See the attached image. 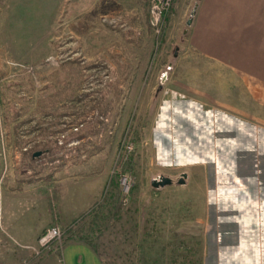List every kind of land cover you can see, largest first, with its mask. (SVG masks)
<instances>
[{
	"label": "rangeland",
	"instance_id": "rangeland-1",
	"mask_svg": "<svg viewBox=\"0 0 264 264\" xmlns=\"http://www.w3.org/2000/svg\"><path fill=\"white\" fill-rule=\"evenodd\" d=\"M152 2L0 0V264H40L35 229L59 226L60 248L82 213L105 264L198 263V178L158 162L154 128L199 0H174L161 31ZM164 174L174 185L154 186Z\"/></svg>",
	"mask_w": 264,
	"mask_h": 264
},
{
	"label": "crops",
	"instance_id": "crops-1",
	"mask_svg": "<svg viewBox=\"0 0 264 264\" xmlns=\"http://www.w3.org/2000/svg\"><path fill=\"white\" fill-rule=\"evenodd\" d=\"M187 40L154 128L158 162L198 178L194 207L208 219L197 264H264V0H199ZM48 252L40 264H105L79 239Z\"/></svg>",
	"mask_w": 264,
	"mask_h": 264
},
{
	"label": "built area",
	"instance_id": "built-area-1",
	"mask_svg": "<svg viewBox=\"0 0 264 264\" xmlns=\"http://www.w3.org/2000/svg\"><path fill=\"white\" fill-rule=\"evenodd\" d=\"M173 0H153L150 12V22L157 28L162 30L165 13L170 9ZM161 28V29H160ZM62 230L59 226L47 228L39 237V246L34 248L37 254L48 252L52 249L55 242H61Z\"/></svg>",
	"mask_w": 264,
	"mask_h": 264
},
{
	"label": "trees",
	"instance_id": "trees-1",
	"mask_svg": "<svg viewBox=\"0 0 264 264\" xmlns=\"http://www.w3.org/2000/svg\"><path fill=\"white\" fill-rule=\"evenodd\" d=\"M173 8H174V0H173V2H172V5H171L170 9L168 10V12L165 13V19L168 18L169 14L172 12ZM149 26L152 28L151 23H149ZM53 193H54L53 195H54V197H55L54 202L56 203V205H55V211H60V206H59V204H57V202H58L57 190H56V189H53ZM53 214H54V212H53ZM85 214H86V213H82V214H80L78 218L73 219V220L68 224V227H67V229H66L67 236H66L64 242H66V241H68V240H72V239H79V240H83V241H85L86 243H88L89 245H91V244H90V241H89L88 239H85V237H81V238H80L79 236L76 235V234H77V233H76V231H77V230H76L77 223H78V221H81L82 218H84V215H85ZM54 217H55V216H54ZM78 224H79V223H78ZM74 233H75V234H74ZM96 252H97V250H96Z\"/></svg>",
	"mask_w": 264,
	"mask_h": 264
},
{
	"label": "water",
	"instance_id": "water-1",
	"mask_svg": "<svg viewBox=\"0 0 264 264\" xmlns=\"http://www.w3.org/2000/svg\"><path fill=\"white\" fill-rule=\"evenodd\" d=\"M197 7H198V4L195 6V8L192 10V16L195 15L196 11H197ZM193 21V17L189 18L188 20V24H191ZM42 152L41 151H37L35 152L34 156H38L40 155ZM187 176L186 173H183L179 179V183H185V177ZM173 182V179L168 177V176H165V175H161L159 178L157 179H154L152 184L154 186H165L167 184H171Z\"/></svg>",
	"mask_w": 264,
	"mask_h": 264
}]
</instances>
